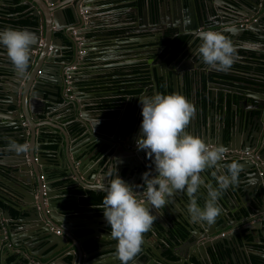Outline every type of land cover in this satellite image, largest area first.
<instances>
[{
	"label": "water",
	"instance_id": "water-1",
	"mask_svg": "<svg viewBox=\"0 0 264 264\" xmlns=\"http://www.w3.org/2000/svg\"><path fill=\"white\" fill-rule=\"evenodd\" d=\"M104 1L19 0L28 7L23 20L29 22L15 25L12 21L18 19L10 17H6L10 23L0 22L3 26L26 30L34 37V43L30 46L29 67L23 74L13 67L4 46V51H0L5 56L1 60L8 66L0 65L3 73L0 80L5 83L0 84V136H13V144L30 146L27 152H16L10 145L3 153H12L15 157L7 161L0 156V218H5L0 222V264H36L38 259L35 257H45L44 253L35 251L36 247L39 249L45 244L50 251H59L68 244V239L75 246V250L69 253L72 259L57 256L60 260L54 264H121L115 255L117 241L111 238V229L105 217L98 219L91 204L81 205L79 211L71 207L79 204L81 194L76 190H92L93 184H103L107 188L115 174L126 183L133 173L142 179L143 173L154 170L152 160L136 146L143 119L139 97H152L161 93V89L164 94L179 93L195 105L196 114L186 129L189 134L200 137L209 147L223 146L250 153L241 159H222L217 167L201 174L205 184L212 183L215 187L213 173L227 174V166L233 161L242 165L238 183L230 186L219 199L222 211L213 225L206 222L190 225L186 220L187 228L173 235L170 232L172 222L174 219L181 220L183 213L188 214L189 203L186 192H176L159 213L151 209V214L157 219L152 230L144 236L142 251L130 264H214L212 254H216L225 264L229 261L233 264H264V145H257L258 140L262 139L264 144V84L259 83L264 82V78L256 85L239 83L248 86L249 92H252L249 94L255 96V100L247 102L241 99L232 106L234 119L227 132L224 122L226 112L223 111L217 134L213 135L204 120L202 102L197 101L195 87H202L200 73L193 76L199 81L198 86L194 83L190 92L185 90L186 70L206 67L196 53L201 44L197 33L202 30L223 32L236 46V55L248 60L254 74L257 66L264 62V0H157L155 4L145 0L141 13L137 7L133 8L135 16L129 20L149 26V36L157 37L163 22V8L166 6L173 15L180 8L184 19L183 28L182 25L178 27V32L192 38L193 49L187 55L191 56L193 52L195 55L191 59H183L182 53L177 54L175 64L167 66L159 60L161 50L157 44L152 47V52L147 50L143 60L129 57L110 65L95 67L92 64L88 74H79L81 65L88 59L87 46L92 44L90 42L88 45L86 41L96 40L97 37L96 34L89 36L94 30L90 15ZM10 5H16V0H0V12H8ZM1 17L5 18L3 15ZM117 19L122 22L128 18L124 16L121 19L118 15ZM42 27L48 33L47 37L41 34ZM2 30L4 27H0ZM109 41L115 43L119 41V36ZM0 49H3L1 45ZM151 55L158 59L149 61ZM104 60H107L106 57ZM138 63L149 66V88L142 95L126 97L115 113L87 110L85 102L78 99L81 93L79 80L82 87H92L93 81L105 76L99 69L113 67L114 70L115 67ZM234 67L233 64L229 71ZM259 74L264 76V70ZM208 79V88L202 90L201 97L214 104L219 101V95L212 88H226V85L212 75ZM158 81L162 82L161 89ZM69 93L76 97L68 103L71 99ZM59 103L69 105L70 112L65 117L70 118L69 125L73 124L71 128L63 126V114L51 116ZM210 108L214 109L211 104ZM75 125L83 141L77 146L75 142L70 143ZM94 154H99L100 160L91 167L96 161ZM125 169L132 171L126 177L122 174ZM63 175L67 177L63 186H73L67 194H63L54 183ZM129 186L138 199L143 198L146 186L140 188L135 183ZM233 187L242 189L247 198L241 195L239 202ZM196 195L198 206L203 208L207 197L206 187L202 185ZM223 198L226 200L224 203ZM81 220L88 227L74 229L83 225ZM71 222L74 224L69 225ZM84 230L88 232L79 236L78 232ZM185 243L192 244L193 253L179 252L180 246ZM256 244H263V247L256 248ZM11 250H16L19 256L25 253L30 257H18L13 263L7 262L6 257ZM252 255H258L259 259H253ZM172 257H177V260Z\"/></svg>",
	"mask_w": 264,
	"mask_h": 264
},
{
	"label": "clouds",
	"instance_id": "clouds-1",
	"mask_svg": "<svg viewBox=\"0 0 264 264\" xmlns=\"http://www.w3.org/2000/svg\"><path fill=\"white\" fill-rule=\"evenodd\" d=\"M197 37L201 44L196 53L202 62L209 69L229 71L237 52L233 41L223 32L213 30L199 31ZM33 43L32 33L26 30L7 27L0 31V45L6 48L8 59L21 74L29 67ZM139 102L143 119L136 140L137 150H144L155 165L154 170L142 175L146 186L143 198L138 199L132 187L116 174L107 188L103 184L91 185L92 190L106 191L100 208L110 226L111 238L117 241L115 255L121 264H130L142 251L144 236L157 219L151 214L152 208L159 213L176 192H186L190 221L213 225L222 211L219 199L230 186L238 183L242 171V165L233 161L227 166V174L213 173L215 187L212 183L205 184L201 174L217 167L226 149L209 147L200 137L186 131L196 114L195 105L179 93H156L152 97H139ZM11 148L27 152L30 146L12 144ZM202 185L207 189L203 208L198 206L196 195Z\"/></svg>",
	"mask_w": 264,
	"mask_h": 264
},
{
	"label": "crops",
	"instance_id": "crops-1",
	"mask_svg": "<svg viewBox=\"0 0 264 264\" xmlns=\"http://www.w3.org/2000/svg\"><path fill=\"white\" fill-rule=\"evenodd\" d=\"M106 0L104 2H102L100 4V6L93 10V12L91 13L92 15H90V21H92V27H94V30L89 34V36H92V34H96V40H92L89 39L87 42V44L89 45V43L91 42L92 44L87 46V51H89L88 54V59L86 60L85 63H83L80 67V71L79 74H81V72L88 74V70H92V64L93 66H100L102 64H112L120 59H127L129 57H134V59H140L143 60L145 57V53L148 51L152 52V47H154V40L155 37H150L149 34L150 32H148V27L149 26H145L143 23L141 22H134V21H130V18H133L135 16V13H133V8L137 7L139 10V13H141L142 10V6L145 3V0H143V2L140 3L139 5L137 4L138 2L135 3V0H126V1H119L116 5H114L113 7L108 6L107 4H105ZM135 4H134V3ZM111 5V4H110ZM8 6V4H7ZM10 10L8 12H0V22L4 21V22H11L10 19H7L6 17H10V18H17L20 21H12L14 23H16L15 25H24L27 24L29 21L28 20H23V18L27 15V11H28V7L23 3V2H19V0H16V5H10ZM166 11L171 14V11H168L166 9ZM5 16V18L1 17V16ZM118 15L120 16L121 19L124 18V16H127V20L126 21H122L120 22L119 19H117ZM172 15V14H171ZM129 20V21H128ZM20 22V23H19ZM19 23V24H17ZM0 27H11V26H3L2 23H0ZM55 27V26H53ZM56 29V27L54 28ZM210 29H216V28H210ZM119 31V32H118ZM157 31V30H155ZM41 34L43 36H48V33L46 32L45 28L42 27L41 28ZM114 36H119V41L117 42H112L109 41L110 38H113ZM83 39V38H82ZM84 41V39H83ZM85 44V42H84ZM2 46V45H1ZM252 47V46H251ZM256 47V46H253ZM3 49H0L4 51V47L2 46ZM111 49H114L111 50ZM110 52V53H109ZM107 53V54H106ZM4 55V54H3ZM0 52V65L2 67H8L5 65V63L1 60L4 59L5 56H3ZM106 55V56H105ZM195 55V53L193 52L191 56H188L189 59H191L193 56ZM152 57H156L154 55H151ZM106 57V61L104 60V58ZM179 57V56H177ZM240 61L242 63H240ZM248 60L243 57L242 55H236L235 58V62H234V70L231 71H227V72H222V71H216L214 69H209L208 66L206 67H194V68H188L186 70V78L189 79V84L188 87L185 88V90L187 92H190V90H192V84H196L198 86V82L197 80L194 79V75L197 74H201L202 77V87H195L196 88V95L198 96V102H202L203 108H204V120L206 122V125H208L207 127L210 128L211 130V135H213V133L217 134V129L220 126V122L223 119V111H225V115H224V122L227 118V112L229 113L228 116H232V122L229 124L228 128H230V126L233 124V115L235 112H233L232 110V106L238 102L241 99H246L247 102H253L255 100V96L250 95L249 92L251 91L250 89H248V86L245 85H241L239 83H248L249 85H256V83L258 84V82H255V80L261 81L262 80V76L259 74V72L257 70H255L254 74H252V67L248 65ZM256 65V63L254 64ZM262 66H264V62L261 63ZM132 66H124V67H117L113 70V67H104L99 69V71H103L104 74L105 73H109L112 71H115L117 69H119L120 71H124L128 74H131L133 71V68L139 67L140 69H138V72L140 73V76L142 74H146L147 75V79L146 81H144L143 83L138 82L141 81L138 78L140 77H136L138 79V81H136L134 84H132L134 89H139L138 91H134V92H120L118 94L113 93L112 90H107V91H103L102 93L98 94L97 92H95L94 90H92L89 87H82V82L79 80V87H80V91L81 93H79L80 98L85 102V108L87 110H102L105 112V114H111V113H115L116 112V108L117 107H121L122 104L126 101V97H134L137 95H142L143 92L145 90H147L149 87L147 86L149 83V79L150 76L149 74V68L144 65L143 63H138ZM247 66V67H245ZM124 70H123V69ZM143 68V69H142ZM95 72V71H93ZM135 73V72H134ZM211 73H214V75H218L219 73H225V75L222 74V76L217 77L220 80H222V84L226 85V88H221L220 86H216L215 88H212L213 91H217L218 95H219V101L217 103H212V102H208L207 99H204L203 97H201V94L203 93L202 90L204 88H208V83H209V75H212ZM1 74H3L0 71V76ZM78 74V75H79ZM177 74V73H176ZM229 76H228V75ZM106 75V74H105ZM136 74H134L135 76ZM2 77V76H1ZM226 77V79H225ZM219 82V81H217ZM260 84H264V82H259ZM0 84H4L5 83L3 81L0 80ZM151 84V88L152 86V82H150ZM68 89V88H67ZM234 89L236 90V92L234 91ZM264 91V90H262ZM164 93V91H161ZM85 93V94H83ZM83 94V95H82ZM92 94H94L92 96ZM68 96L71 98L69 99V101H67L68 103L71 102V100L76 97L74 96L72 93H69ZM102 99H110L111 103H113V105H111V107H95L97 105V103H99L100 100ZM61 101V100H59ZM68 103H59V107L56 108V111L53 112L51 114L52 117H58V115H62L63 114V126H68L69 128H71L72 126L69 125V117H65L67 112H70L69 110V105ZM210 104L212 105V107L214 109L211 110L210 108ZM1 105V104H0ZM239 111V109L237 110ZM1 113V111H0ZM89 112H86L85 114H87ZM2 114V113H1ZM32 126H34V124L31 123ZM201 126V122L199 124ZM226 125V122H225ZM7 132L12 131V130H6ZM27 133H29V131H27ZM86 139V138H85ZM15 139L13 138V136H6V135H1L0 136V156H4L6 159L5 160H10L13 159L15 156L12 153H3V151L5 149H7L6 147H9L10 145H12L14 143ZM75 145H80L83 141L80 138V135L78 134H73L72 138L70 140V143H74ZM257 145L262 146L263 144V139L262 140H258ZM211 146V145H210ZM213 147V145H212ZM227 149V148H226ZM230 152H237V154H242L243 152H247L250 153V151H242V150H231V149H227ZM255 151V150H254ZM253 152V151H252ZM251 152V153H252ZM91 154H93V152H91ZM240 154V155H241ZM239 156V155H238ZM3 157V158H4ZM94 159H96V161L94 163H92L91 167L96 166L97 161L100 160L99 158V154H94L93 156ZM236 157H234L233 159H235ZM241 159V158H239ZM227 161V160H225ZM141 170V167H140ZM132 172L130 169H125L122 174L125 175V177L127 176L128 173ZM239 177H241V173L239 175ZM72 178H74L72 176ZM67 177L63 175V178H61L60 180H56L54 181V183L56 184V186L58 188H60L59 190L63 191V194H67L68 192H70V190L68 189H72V185L70 186H63V184L66 182ZM142 180L139 175H135V173H133L132 177L130 178L129 182H126L128 185H133L135 184H139L140 188H145V186L142 183ZM83 186V185H82ZM86 187V186H83ZM87 188V187H86ZM235 189V192L237 193L238 196V201L240 202V196L242 195V198L246 199L247 195H244V191L241 189H237L236 187H233ZM66 190V191H65ZM82 190V188H81ZM81 197V196H80ZM226 200L225 198L222 199V202L224 203ZM236 202V201H235ZM219 203V201H218ZM88 205V204H87ZM93 207L92 211L95 210L96 212L94 213L96 217H98V219H102L104 218L103 215V209L100 208V204H91ZM219 205L221 206V204L219 203ZM222 209V207H221ZM81 210V209H80ZM12 213H14V211H11ZM0 217L1 213H0ZM182 219L181 220H175L174 222H172V226L170 227V229L173 230H178L180 228H182V230L184 231L187 228V224L185 223V221L187 220L188 222H190V225H193L194 223H192L190 221L189 218V214L187 213H183L181 215ZM4 219L0 218V222L4 221ZM80 222H82V226H75L73 227L74 229L76 228H81V229H85L88 227V225L86 223H83L84 220H81ZM74 224L73 222H71L69 225ZM198 228V225H195ZM87 231H82V232H78L79 236H82L83 234L87 233ZM174 233V232H172ZM186 233V231H185ZM185 237V235H183ZM2 240V239H1ZM4 242L6 241L5 239L3 240ZM68 244L63 246L59 251H54L52 252V250L50 251V249H47L48 245L42 244L40 246V248L38 249L37 247L35 248L36 252H42L45 254V257H35L36 259H38V261L36 262V264H54V262L59 261L60 258H57V256L59 257H63L65 256V258L67 260L72 259V256L69 255V253L72 251V249L75 250V246L73 245V242H71L68 239ZM179 244V243H178ZM33 245V244H32ZM34 245H36L34 243ZM261 247H263V244L260 245ZM95 247V246H94ZM181 252L182 254H189L193 251V247L192 244H182L181 246ZM49 250V251H48ZM13 251V252H11ZM10 253H8L6 259L7 262H11L13 263L18 257L23 259V256L29 258L30 255L27 254H23L20 255L17 253L16 250H11ZM15 251V252H14ZM167 253V251L165 252ZM193 253V252H192ZM34 257V256H33ZM172 259L177 260V257H172ZM25 261L27 259H24ZM43 262V263H42ZM17 264V263H15ZM31 264V263H29ZM35 264V263H34ZM166 264V263H163Z\"/></svg>",
	"mask_w": 264,
	"mask_h": 264
},
{
	"label": "trees",
	"instance_id": "trees-1",
	"mask_svg": "<svg viewBox=\"0 0 264 264\" xmlns=\"http://www.w3.org/2000/svg\"><path fill=\"white\" fill-rule=\"evenodd\" d=\"M119 1H126V0H106L105 4H107L108 6H111L113 7L114 5H116ZM154 4L155 2H157V0H151ZM138 2L137 4L139 5L140 3V6H141V3L143 2V0H135V3ZM134 3V2H133ZM134 3V4H135ZM152 3V4H153ZM111 4V5H110ZM17 21H20V20H17ZM20 23V22H19ZM17 23V24H19ZM16 24V23H15ZM178 53L177 50H175L173 52L172 55H176ZM261 65V64H260ZM257 66V71L258 72H261L263 71L264 69L262 68V66ZM134 67V66H132ZM247 67V66H245ZM138 69H140L139 67H136V68H133V71L131 74H128L126 72H123V71H120L119 69L115 70V71H112V72H109L108 74H106L105 76H103L100 80H97V81H93L91 84H93L92 87H89L91 88L92 90H94L95 92H97L98 94L102 93L103 91H107V90H112L113 93L115 94H118L120 92H134V91H138L139 89H134L132 84H134L136 81L141 80V81H138V82H141L143 83L144 81H146L147 79V75L146 74H142L140 76V73L141 72H138ZM135 72V73H134ZM134 74H136L134 76ZM212 76H216V77H221L222 74L219 73V76L218 75H214V73H211ZM226 76V74H223ZM228 75V74H227ZM229 76V75H228ZM136 77H140V78H136ZM264 78V76H262ZM226 79V77H225ZM255 82H258V80H255ZM185 84H186V88L188 87V84H189V79L186 78L185 79ZM161 85H162V82L161 81H158V86L159 88L161 89ZM162 91V89L160 90V92ZM162 94H164L163 92H161ZM111 100L110 99H102L99 101V103H97V105L95 107L97 108H109L111 107V105H113V103L110 102ZM229 113L227 112V118L225 120L226 122V132L228 130V126L229 124L232 122V116H228ZM73 125V124H72ZM71 125V126H72ZM74 131H73V134H77V125H75V127L73 128ZM54 147V146H52ZM70 190L71 192V189H68ZM66 191V190H65ZM77 192H79L81 194V197L79 198V204L78 205H74L71 207L74 211H79L81 209V205L83 204H102V201H103V198L106 196V191H102V192H94L93 190H76ZM178 231H183L182 228L180 229H176V230H173V229H170V232H178ZM174 233H172L174 235ZM186 234V233H185ZM256 248H259L261 247L260 245H255ZM224 252H228V251H224ZM223 252V253H224ZM213 256V263L214 264H225L223 261H221L216 254H212ZM252 258L257 260L259 259V256L258 255H252ZM228 264H233L231 261H229Z\"/></svg>",
	"mask_w": 264,
	"mask_h": 264
},
{
	"label": "flooded vegetation",
	"instance_id": "flooded-vegetation-1",
	"mask_svg": "<svg viewBox=\"0 0 264 264\" xmlns=\"http://www.w3.org/2000/svg\"><path fill=\"white\" fill-rule=\"evenodd\" d=\"M162 11L163 12H161V15H162L161 18L163 19V22H162L161 29L158 31L159 36L155 37L154 46L158 44L161 50L160 52L161 58L159 60L161 62H165V64L168 66V65L175 64L174 60L177 54L182 53L181 56L182 57L184 56L183 59L188 58L187 54L193 49V42L190 36H188L185 33L178 32V27H180L183 24L182 20L184 19L181 9L180 8L178 10L176 9L175 10L176 12H174V15L173 14L171 15L166 11V6L165 8H163ZM182 28H183V25H182ZM175 50H177L178 53L176 55H172ZM152 59L156 60L158 58L152 57V58H149V61H151ZM177 59L179 58L177 57ZM160 65L161 64H158V66ZM147 67L149 68V66ZM220 74H225V73H220ZM209 76L211 77V75ZM214 78H217V77L214 76Z\"/></svg>",
	"mask_w": 264,
	"mask_h": 264
},
{
	"label": "built area",
	"instance_id": "built-area-1",
	"mask_svg": "<svg viewBox=\"0 0 264 264\" xmlns=\"http://www.w3.org/2000/svg\"><path fill=\"white\" fill-rule=\"evenodd\" d=\"M73 33H75L74 31H73ZM226 149V148H225ZM235 153H237V152H230L229 150H227L226 149V154H225V157L223 158V160H231V159H233L234 157H236L235 159H239V158H242V156L243 155H246V154H248L247 152H243L241 155L240 154H238V155H236ZM57 233H58V231H57Z\"/></svg>",
	"mask_w": 264,
	"mask_h": 264
},
{
	"label": "bare ground",
	"instance_id": "bare-ground-1",
	"mask_svg": "<svg viewBox=\"0 0 264 264\" xmlns=\"http://www.w3.org/2000/svg\"><path fill=\"white\" fill-rule=\"evenodd\" d=\"M143 69V68H142Z\"/></svg>",
	"mask_w": 264,
	"mask_h": 264
}]
</instances>
